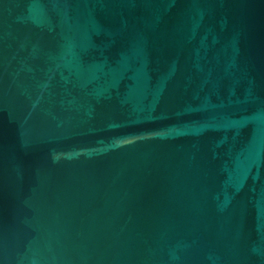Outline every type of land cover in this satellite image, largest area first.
<instances>
[{
  "label": "water",
  "instance_id": "water-1",
  "mask_svg": "<svg viewBox=\"0 0 264 264\" xmlns=\"http://www.w3.org/2000/svg\"><path fill=\"white\" fill-rule=\"evenodd\" d=\"M0 264H264V0H0Z\"/></svg>",
  "mask_w": 264,
  "mask_h": 264
}]
</instances>
